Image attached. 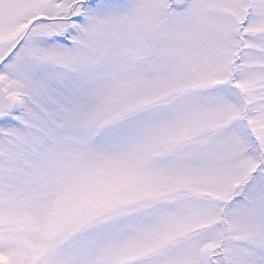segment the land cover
I'll return each instance as SVG.
<instances>
[{
    "label": "snow or ice",
    "instance_id": "1",
    "mask_svg": "<svg viewBox=\"0 0 264 264\" xmlns=\"http://www.w3.org/2000/svg\"><path fill=\"white\" fill-rule=\"evenodd\" d=\"M0 264H264V0H0Z\"/></svg>",
    "mask_w": 264,
    "mask_h": 264
}]
</instances>
